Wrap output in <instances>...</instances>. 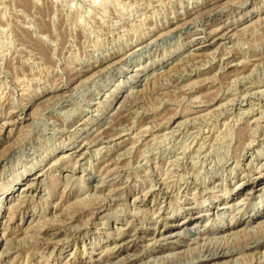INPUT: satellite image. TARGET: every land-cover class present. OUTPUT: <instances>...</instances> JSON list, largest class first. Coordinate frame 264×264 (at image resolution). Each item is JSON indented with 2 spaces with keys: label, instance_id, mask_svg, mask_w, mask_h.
Segmentation results:
<instances>
[{
  "label": "rangeland",
  "instance_id": "1",
  "mask_svg": "<svg viewBox=\"0 0 264 264\" xmlns=\"http://www.w3.org/2000/svg\"><path fill=\"white\" fill-rule=\"evenodd\" d=\"M201 146L240 164L264 156V0H0V222L8 228L0 264L205 260L193 254L199 231L236 222L237 239H227L259 248L205 264H264V223H244L264 209V184L252 190L264 182L259 165L236 172L235 186L220 182L224 202L242 200L235 219L218 199L175 201L161 224L179 235L139 241L154 204L139 210L130 188L196 173ZM101 188L127 194L113 204ZM103 202L99 218L80 219ZM118 217L124 245L100 262L92 249L119 236L110 230Z\"/></svg>",
  "mask_w": 264,
  "mask_h": 264
},
{
  "label": "bare ground",
  "instance_id": "2",
  "mask_svg": "<svg viewBox=\"0 0 264 264\" xmlns=\"http://www.w3.org/2000/svg\"><path fill=\"white\" fill-rule=\"evenodd\" d=\"M106 14V13H105ZM143 14V13H142ZM35 15V14H34ZM6 21V20H5ZM85 21V20H84ZM41 23V22H40ZM174 28V27H173ZM228 28V27H227ZM172 29V28H171ZM178 29V28H177ZM97 30V29H96ZM62 31V30H60ZM174 31V30H173ZM228 31V30H227ZM169 32H171V30H169ZM172 33V32H171ZM170 33V34H171ZM162 34V32H161ZM160 36V35H159ZM162 36V35H161ZM164 38V37H163ZM205 38V37H204ZM209 38V37H208ZM104 39V38H103ZM153 39V38H152ZM151 39V40H152ZM208 40V39H207ZM156 41V40H155ZM63 42V41H62ZM154 41L149 42L146 46L143 45V47L148 48L149 46L153 45ZM92 45V44H91ZM31 46V45H30ZM45 46V45H44ZM141 48H143L142 46H139ZM138 48L136 51H134V53H139L144 49ZM38 49V48H37ZM94 49V48H93ZM136 49V48H135ZM152 49V48H151ZM132 51V54H133ZM143 52V51H142ZM145 52V51H144ZM129 55V54H128ZM42 57V56H41ZM130 56L128 58V60L126 62H129V60L131 59ZM125 58V57H124ZM56 63V62H55ZM38 64V63H37ZM11 65V64H10ZM129 66V65H127ZM49 71V70H48ZM144 72V71H143ZM258 76V75H257ZM139 77V76H137ZM137 82V81H136ZM133 84L135 82H132ZM30 87V86H29ZM237 90V89H236ZM247 93V92H246ZM226 94V93H225ZM181 95V94H180ZM246 95V94H245ZM243 97V96H242ZM221 112V111H220ZM217 114V113H216ZM242 114V113H241ZM214 116V115H213ZM182 117V116H181ZM211 119V118H210ZM156 121V120H155ZM82 127V126H81ZM147 127V126H146ZM226 127V126H225ZM254 130V129H253ZM149 131V130H148ZM168 131V130H167ZM127 132V131H126ZM199 132V131H198ZM244 132V131H243ZM167 133V132H166ZM232 134V133H231ZM252 134V133H251ZM197 136V135H196ZM212 136V135H211ZM208 138V137H207ZM216 138V137H214ZM225 138V137H224ZM248 138V136H247ZM104 139V138H103ZM116 139V138H115ZM186 139V138H185ZM160 140V139H159ZM179 140V139H178ZM201 140V139H200ZM215 140V139H214ZM100 141V140H99ZM186 142V141H185ZM208 142V141H207ZM214 142V141H213ZM211 142V144L213 143ZM250 142V141H249ZM118 143V142H117ZM193 143V142H192ZM190 143V144H192ZM253 143V142H252ZM251 143V144H252ZM97 144V143H96ZM122 144V143H120ZM152 144V143H151ZM175 144V143H174ZM185 144V143H184ZM201 144V143H200ZM205 144V142H204ZM232 144V143H231ZM247 144V143H246ZM245 144V145H246ZM249 144V143H248ZM119 145V143H118ZM189 145V144H188ZM186 145V146H188ZM193 146V145H192ZM199 146V145H198ZM244 146V145H243ZM250 146V145H249ZM109 147V146H108ZM111 147V146H110ZM152 147V146H151ZM154 147V146H153ZM189 147V146H188ZM187 147V148H188ZM246 147V146H245ZM106 148V147H104ZM117 148V147H116ZM220 148V147H219ZM237 148V147H236ZM240 148V147H239ZM196 149V147H195ZM199 149H201L200 151H196L198 152V160H200V163L198 165H193L192 168L194 170H196V173L192 172L189 173L184 176H180V181L176 182L175 180H169V178L163 177V176H153L152 179L150 181H146V182H142L138 187L135 186V188H130V191L128 192L129 194V198L130 200H132V204L133 206L137 207L139 210H141L140 208L146 206L150 201H152L153 207L149 210V214L150 215L149 218L147 219V225L148 227L146 228H139L138 230H136V234H138L139 237V241L141 243H143L145 246H154L156 244H158L160 242V240H165L167 237H171L174 235H179V231L174 233L173 230H170L167 232V228H165V224H161V221H166L167 217L166 216H171L173 213V209H172V204L173 202L176 204L180 205V206H186L188 204H190V201H193L194 204H197V200H195L194 198H200V200L205 201V200H212V199H218L222 202V207L220 209H222V211L226 210L225 213L229 214V217H231L232 219H235L237 217V214L241 213L243 211V206L241 204V201L239 202H234V203H229V202H224L223 196L221 195L222 192V186L224 187V184L222 185V183H220L221 181L227 182L229 181V186H232L236 183L239 182L238 177L235 175L236 172L243 170V171H247L246 173H250L252 168L256 169L257 165L260 166V168L264 167V156L263 155H259V156H253L250 155L249 157V161L247 163H242L240 164V161H232V158H225L222 160V158H214L211 157L209 154V147H204L201 146V148L199 147ZM218 149V148H217ZM98 150V149H97ZM213 150V149H212ZM230 150V149H229ZM241 150V149H240ZM247 149H245L246 151ZM103 151V150H102ZM173 151V150H172ZM177 151V150H176ZM216 151V150H215ZM74 152V151H73ZM81 152V151H80ZM79 151L76 150V152H74L75 154L80 153ZM250 152V151H249ZM256 152V151H255ZM83 153V152H81ZM97 153V152H96ZM102 153V152H101ZM139 153V152H138ZM257 153V152H256ZM260 153V152H259ZM106 154V153H105ZM212 154V153H211ZM251 154V153H250ZM255 154V153H254ZM258 154V153H257ZM81 155V154H80ZM202 156V157H201ZM226 156V155H225ZM233 156V155H232ZM109 157V156H108ZM192 157V156H191ZM112 158V157H111ZM184 158V157H183ZM239 158V157H238ZM177 159V158H176ZM197 160V161H198ZM241 160V159H240ZM231 163H230V162ZM157 162V161H156ZM193 162V160H192ZM98 163V162H97ZM96 163V164H97ZM101 163V162H100ZM194 163V162H193ZM185 164V163H184ZM122 165V164H121ZM111 166V165H110ZM137 166V164H136ZM100 168V167H99ZM141 168V167H140ZM258 168V167H257ZM189 169V168H188ZM91 170V169H90ZM105 172V171H104ZM102 173V172H101ZM113 173V172H112ZM180 173V172H179ZM149 174V173H148ZM165 174V173H164ZM173 174V173H172ZM38 175V173H37ZM117 175V174H116ZM102 176V175H101ZM118 176V175H117ZM166 176V175H165ZM172 176V175H171ZM259 176L264 177V173L263 172H259ZM115 177V176H114ZM168 177V176H167ZM174 177V176H172ZM37 178V177H35ZM120 178V177H119ZM125 178V177H124ZM173 179V178H172ZM215 179V182L214 180ZM117 180V179H116ZM131 180V179H130ZM257 180V179H256ZM32 181V180H31ZM31 181L26 182L25 184H22L21 188L19 190H21V192L26 193L29 192V190L31 189L30 187L32 186L33 183H31ZM213 181V182H212ZM35 182V181H34ZM211 182L213 183V186L210 187ZM106 183V182H105ZM216 183V184H215ZM128 184V183H127ZM264 184V182L262 180H258V181H254L253 185H252V190L256 189L257 186ZM113 186V185H112ZM129 186V185H128ZM126 186V187H128ZM228 186V187H229ZM125 187V186H124ZM98 189V188H97ZM116 189V188H115ZM127 189V188H126ZM228 191V190H227ZM240 191V190H239ZM97 192V191H96ZM101 193H105L106 192V197L107 199H109L110 203L117 201L116 199H119L120 194L123 192H125V190H106L104 188L100 189ZM99 192V193H100ZM21 193V194H23ZM126 193V192H125ZM252 193V192H251ZM88 194V193H87ZM127 194V193H126ZM224 194V193H223ZM228 194V193H227ZM124 195V194H123ZM121 195V196H123ZM190 197H193L190 198ZM222 197V198H221ZM124 198V197H123ZM12 198H7L4 202L10 201L11 202ZM121 199V198H120ZM191 199V200H190ZM101 200V199H100ZM126 201V199H124ZM129 200V199H128ZM127 200V201H128ZM247 200V199H246ZM108 201V203H109ZM123 201V200H122ZM201 201V202H202ZM102 202V201H101ZM116 203V202H115ZM98 204V203H97ZM114 204V203H113ZM123 204V203H122ZM244 204V203H243ZM93 205V204H92ZM131 205V204H130ZM97 211L93 212L90 214V212L88 213L87 209L83 211V217H80V219L86 220L88 218V216H92L91 218L93 219H97L99 218V213L103 212L106 207H109V205L107 203H99L97 205ZM111 206V205H110ZM89 207V206H88ZM128 207V206H127ZM194 208V207H193ZM218 208V206H217ZM85 209V208H84ZM94 209V208H92ZM125 209V208H124ZM130 209V208H129ZM212 208L209 210V212H214ZM34 210V209H33ZM107 210V209H106ZM90 211V210H89ZM137 211V209H136ZM145 211V210H144ZM218 211V210H217ZM220 211V212H222ZM132 212V211H131ZM139 212V211H138ZM1 213V212H0ZM223 213V212H222ZM223 213V214H225ZM102 214V213H101ZM137 214V213H136ZM217 214V212H216ZM1 215V214H0ZM135 215V214H134ZM138 216V214H137ZM222 216V215H221ZM143 217V216H142ZM146 217V216H145ZM208 217V216H207ZM90 219V217H89ZM135 219V217H134ZM145 219V218H144ZM74 220V219H73ZM132 220V218H131ZM143 220V219H142ZM81 221V220H80ZM90 221V220H89ZM115 223L117 224V226L115 225V227H111L110 230L113 231L112 235L114 233H119L116 238H108L104 245L103 244H99V242H97L98 244L94 245L93 247V252H96V255H100L98 261L101 259H103L106 256H110L114 253H117V251H119L124 243L123 241L125 233V226L126 225V221L125 219H120L119 217L115 219ZM140 221V220H139ZM144 222V221H143ZM234 222V221H233ZM262 222L264 223V209L260 210L259 212H257L256 214H254L249 220H246L244 223L245 225L248 226H258V225H262ZM86 223V222H85ZM185 221H182V223H178L177 228L178 227H182L184 225ZM231 223V222H230ZM141 224V223H140ZM225 224V223H224ZM84 225V224H83ZM100 225V224H99ZM82 226V225H81ZM101 226V225H100ZM106 226V225H105ZM33 227V226H32ZM238 222L234 223V224H230V225H222L221 227H219L218 229H212V233L209 234L208 231L207 232H200L198 233L200 239L203 240V244H201L199 246V249L193 254H198L199 257H202V259L205 260H201V258H199L197 261L194 260H190L186 262L181 261V258L177 255V257H173L172 258H167L162 260V264H205L206 262H208L209 260L215 259V260H222V259H228L231 257H234V255H241L244 252L250 251L251 250H256L257 245H255L254 247H252V245H248L245 244L244 242L246 241L247 243V239L243 242L242 244H237V243H231L227 238H232L231 236L234 235V231L236 228H238ZM99 228V227H98ZM176 228V229H177ZM254 228V226H253ZM7 229L5 228V222H0V239L1 240H5L6 236H7ZM175 229V230H176ZM81 230V229H80ZM94 230V228H93ZM99 230V229H97ZM77 231V230H76ZM250 232V231H249ZM13 234V233H12ZM77 234V233H76ZM75 234V235H76ZM135 234V233H134ZM236 234V233H235ZM14 235V234H13ZM111 235V234H110ZM137 235V236H138ZM215 235H222L223 238H225L227 241H214L212 242V238L211 240L209 239L208 236H213V238H215ZM252 235V234H251ZM254 236V235H253ZM15 237V236H14ZM56 237V236H55ZM74 237V236H73ZM84 237V236H83ZM115 237V236H114ZM259 237V236H258ZM52 238V237H51ZM134 237H132L133 239ZM245 238V237H244ZM50 239V237H49ZM74 239V238H73ZM130 239V238H129ZM237 238H232V241H235ZM243 239V238H242ZM251 239V238H250ZM255 239V237H254ZM9 240V239H7ZM57 240V239H56ZM134 240V239H133ZM214 240V239H213ZM216 240V238H215ZM239 240V239H238ZM260 240V239H259ZM58 241V240H57ZM101 241V239H100ZM169 241V240H168ZM240 241V240H239ZM249 241V239H248ZM104 242V241H103ZM130 242V241H129ZM225 242H227L228 244L230 243L232 245L231 248H228V244ZM251 242V241H250ZM257 242V240H256ZM259 242V241H258ZM257 242V243H258ZM50 243V242H49ZM244 243V244H243ZM256 243V244H257ZM48 244V243H47ZM53 244V243H52ZM7 245V244H6ZM261 246H264V243L260 244ZM45 246V245H44ZM49 246V245H48ZM112 246V247H111ZM144 246V248H145ZM4 245L1 243L0 244V258H2L3 254H4V250H3ZM110 247V248H109ZM109 248V249H107ZM149 248V247H148ZM152 248V247H151ZM153 249V248H152ZM151 249V250H152ZM179 250V249H178ZM146 252V251H145ZM145 252H142L141 254L146 255ZM193 252V251H192ZM191 252V253H192ZM107 253V254H105ZM190 253V254H191ZM249 253V252H248ZM172 254V253H171ZM245 254V253H244ZM7 255V254H6ZM113 256V255H112ZM188 256V254H187ZM189 257V256H188ZM129 258V257H128ZM153 258V257H152ZM155 258V257H154ZM153 258V259H154ZM162 258V257H161ZM184 259H186L185 257H182ZM125 259V258H124ZM157 259V258H156ZM186 259V260H187ZM195 259V258H194ZM197 259V258H196ZM152 260V259H151ZM183 260V259H182ZM150 261V260H149ZM185 261V260H183ZM130 262V260H128L127 262H124L123 264H128ZM155 262V259H154ZM159 262V260H158ZM161 262V261H160ZM221 262V261H220ZM258 262V261H257ZM153 263V262H152ZM107 264V263H106ZM147 264V262H146ZM149 264V263H148ZM151 264V262H150ZM159 264V263H157ZM257 264V263H256Z\"/></svg>",
  "mask_w": 264,
  "mask_h": 264
}]
</instances>
